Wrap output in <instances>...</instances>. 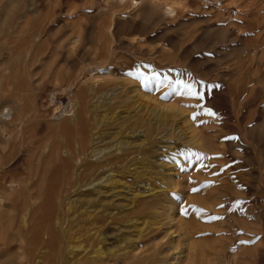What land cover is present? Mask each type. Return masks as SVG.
<instances>
[{
    "label": "rangeland",
    "instance_id": "374dc122",
    "mask_svg": "<svg viewBox=\"0 0 264 264\" xmlns=\"http://www.w3.org/2000/svg\"><path fill=\"white\" fill-rule=\"evenodd\" d=\"M243 1L143 0L133 5L118 0H0V115L18 99L27 108L24 131L11 128L12 141L0 142V157L7 141L16 145L4 178L23 190L42 179L29 190L36 192L33 201L29 191L19 197L4 182L5 199L17 200L18 206L0 209V217L15 218L34 201L45 211L42 200L55 189L67 190L77 164L70 144L81 110L73 102L76 114L59 119L67 95L56 101L55 94L75 81L74 92L94 89L89 104L106 109L112 100L116 103L108 119L116 116L119 122L106 123L104 139L129 137L140 120L147 124L156 119L152 110L171 120L169 145L159 140L151 171L140 174L153 195L141 197L119 222L128 226L129 219L134 221L131 232L124 227L111 232L114 246L124 233L137 236L140 231L142 244L151 243L147 237L157 233L158 264H264V0ZM232 2L242 5L241 16L228 8ZM163 3H176L177 13L163 18ZM38 35L39 46L31 48ZM69 42H75L76 53ZM174 46L179 56L158 53H170ZM178 127L179 136L174 131ZM107 142L100 150L113 146ZM229 166L232 174L226 179ZM37 167L44 171L40 179ZM32 172L41 174L37 178ZM132 180L123 183L140 192Z\"/></svg>",
    "mask_w": 264,
    "mask_h": 264
},
{
    "label": "bare ground",
    "instance_id": "6f19581e",
    "mask_svg": "<svg viewBox=\"0 0 264 264\" xmlns=\"http://www.w3.org/2000/svg\"><path fill=\"white\" fill-rule=\"evenodd\" d=\"M118 1L119 3L122 2V3L137 5L143 0H118ZM232 3H233L232 6L229 5L228 8L232 7L231 11L234 12L236 16L237 15L241 16V13L243 12L242 5L239 4L238 2H232ZM174 4H167V5L164 4L165 5L164 10H163V13L161 14L163 18L171 17L177 13V9ZM258 12L257 14H259ZM227 23L229 24V22ZM260 27L261 26H259V28ZM157 35H160V34H156V36ZM181 35L185 37L188 34L186 32H181ZM156 36H151V38L152 37L155 38ZM176 37L177 36H175V38ZM39 38H40V35L33 37L31 48L35 46H39V41H38ZM70 42H73V41H70ZM70 42L69 44H72L70 45L71 46L70 49L72 50L71 52H73L75 51L74 49L76 47L75 42L74 43H70ZM105 45H106V42H105ZM157 50L159 51V49ZM30 53H31L30 56H32L33 55L32 51H30ZM158 53H160V55H166V56H169V55L179 56L180 55L178 53L176 46L173 47L172 52L170 53L166 52L165 50H160V52ZM151 64L153 63L151 62ZM215 69L217 68L215 67L214 70ZM188 77H190V75ZM58 79H59V76L57 80ZM76 85L77 84L75 83V81H70L67 84V86L65 85L62 88V91H60V93L57 92L55 94L56 101H58L59 95L64 94V93L67 95L66 96L67 102L65 101L66 104L60 105L59 107V109L61 108V111H62L58 115V117H60L59 119H61V117L64 118V116L65 117L72 116L75 113V109H77L75 108V106H78L79 109L81 110L79 119L78 120L73 119L74 121L76 120L79 122L78 129L76 133L74 134L73 141L71 140L72 143L70 144L71 149H73V152L75 153L77 164L74 163L76 164V166L74 165L75 168L73 167L72 169L74 170V173H72V178L70 177L68 187L66 188V185L64 184L67 190L63 191L61 188L62 190L61 192V190L59 191V188H58V191L55 189V191L52 192L49 195V197H46L44 200H42L43 203L42 202L41 203L42 204L45 203L44 206L46 205L45 211L43 208L40 207L39 203H35L34 201V204H31L32 202L29 201L30 204H26V206L24 204L25 208H23L22 210L19 209L20 211L17 212V215L19 214L20 216L18 215L15 218L9 217L10 215H7L8 217H0V264H118L120 262H122L123 264H158V257L160 254L158 241L161 239V237L157 233H154V234L152 233L151 235L149 234L147 239L151 243H145V244L141 243L142 234L140 233V231H139V234H137V236H134L132 233H130L129 235L124 233V235H122L121 240L118 241L120 243H118V246L116 247L113 245L115 244V242L112 238L111 232L112 231L117 232L122 227H124L123 229H126L125 231L131 232L132 228L134 227L133 226L134 221L129 219L128 226H122L123 224L121 225L119 222L127 216V213H130L135 210L137 202L140 201L141 197L153 195V191H154L153 188L149 189L150 187L148 188L146 184H143L142 180H140V177H141L140 174L141 172H147L150 170L149 169L150 167L148 166L151 164L152 152L154 150L158 151V149H160L159 148L160 144L158 141L164 140L163 143L165 144V146L169 145L168 140L171 137V130L169 128V123L171 122V120L167 116H165L163 113H155V110H152L151 113L155 114L156 119L150 120V122L147 124L143 123L140 120L138 123L135 124V129L131 131L132 135H130L129 137L120 139L119 136L116 135V136L110 137L111 139L114 138L113 140H109L110 138L104 139L103 136L101 135V132L103 131L102 129L105 127L106 123H110L112 125L115 121H117L115 119L116 116H113L111 117V119H108L109 113L110 114L115 113V110L117 109L116 103L113 102L112 100V102L108 104L106 109L104 108L105 107L104 105H101V103L99 104L90 103L89 104L91 98L93 99V97H95L93 94H92L93 97H91L92 95H90L89 91L92 90V93L93 92L95 93V91H93L94 89H91L92 87L89 88L90 90H88L87 87L84 89L79 88L76 92H74L76 90L75 89ZM18 89H20L19 86H18ZM72 93L74 95L73 97L70 96V94ZM89 95L91 98L89 97ZM19 101L20 99L17 100L18 103H15V104L13 103L14 104L13 106L5 105L3 109L1 108L2 111L0 115L1 116L0 142L1 140H5V141L10 140L11 142L12 140H11L9 129L11 130V128H14L12 129L13 131L16 130L17 132H19V130L22 129L21 127L23 125V122L24 123L26 122V120L24 121V118L27 115V112H26L27 108L25 109L24 107H22L24 103L21 105ZM73 102L76 103L75 106H73L74 105ZM162 109H165V107H163ZM89 114L92 115V118L93 116L95 117L94 120H92L91 117H88ZM104 114L105 116H103ZM71 118H74V117H71ZM172 122H174V120ZM175 124H179V123L175 122ZM175 126L177 127V125ZM173 128H172V131H173ZM174 131L178 132L179 134L177 135L179 136L182 130H180V128L178 127L177 129L175 128ZM11 134L14 135L13 132H11ZM119 140H121V142ZM8 141H7L8 144L6 143L7 149L4 148L5 151L1 152V157H0V190H1L0 191V209L2 208L5 209L6 207L12 208L11 205L18 206L16 202L17 200L15 201V199L13 198L15 195L12 197L14 200L10 202H7V200L5 199L2 193V190H5L4 182H6V184L9 183L11 185L10 186L11 189L16 188L17 190L15 193L16 195L18 194L17 196L19 197L21 196V194L25 193V190H27V189L23 190V188L20 189L21 185L18 184L16 181L8 182L7 179L4 178L5 172L10 170L9 167L6 166V165H9L7 160L13 156L15 147H16V145ZM105 142L110 143L113 146H109L110 144H106L111 148L107 149V147L104 145L106 147V150L105 149L100 150L101 148L100 146H102V144ZM70 152L72 151L70 150ZM186 154L189 156L188 153ZM69 155H72V154L70 153ZM178 155L179 153L177 154V156ZM62 164L64 163L62 162ZM174 164L178 166L177 161L174 162ZM37 169L41 172L40 168L37 167ZM227 171L228 173L226 174L228 175V177H225V178L230 179L231 178L230 173L232 174L231 172L232 168L229 166L227 168ZM34 172L32 173L37 176L38 174H41L44 171L38 174H35ZM33 174H31L32 177H34ZM42 175L43 173L41 174L39 178L37 176V178L40 179ZM169 176L171 175L169 174ZM128 177L132 178L133 179L132 181H135L136 188L137 190L140 189V192L134 189H131L130 187H128V184L126 185L123 183V179H126ZM26 180H24L25 184L31 183V182L29 183ZM36 180L34 181V184H31L32 186L36 185V183L37 184L42 183V179L41 181L40 180L36 181ZM32 186L24 187V188H27V187L29 188L26 192L27 193L30 192V194H27V193L26 194L29 195L28 198H30L31 200L34 199V194L36 193L35 192L34 194H32V191H29L32 188ZM33 192H34V189H33ZM71 193L73 196H70ZM43 195H44V192H43ZM39 198L40 196L39 197L37 196V199ZM21 200H18L20 201L19 204H21L22 202ZM82 203H85V206H83ZM96 203H100L102 207H100V209L95 208L94 206H96L95 205ZM233 204L235 205V203ZM41 210H43L41 213H45V214L40 215L41 213L39 212ZM154 228H157V227H154ZM153 231H156V229L152 230V232ZM126 235H128V237H126Z\"/></svg>",
    "mask_w": 264,
    "mask_h": 264
},
{
    "label": "snow or ice",
    "instance_id": "6c2138e0",
    "mask_svg": "<svg viewBox=\"0 0 264 264\" xmlns=\"http://www.w3.org/2000/svg\"><path fill=\"white\" fill-rule=\"evenodd\" d=\"M186 87H190V86L186 85ZM192 95L196 96L197 98H201L199 92H195V91H193V92H192Z\"/></svg>",
    "mask_w": 264,
    "mask_h": 264
}]
</instances>
